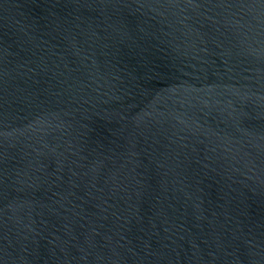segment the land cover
Segmentation results:
<instances>
[{"label": "water", "instance_id": "95a60500", "mask_svg": "<svg viewBox=\"0 0 264 264\" xmlns=\"http://www.w3.org/2000/svg\"><path fill=\"white\" fill-rule=\"evenodd\" d=\"M0 264H264V0H0Z\"/></svg>", "mask_w": 264, "mask_h": 264}]
</instances>
